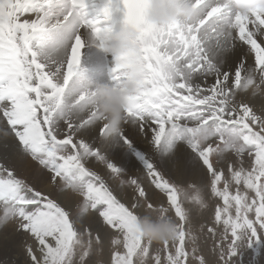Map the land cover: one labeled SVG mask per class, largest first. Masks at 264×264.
<instances>
[{
	"label": "snow or ice",
	"instance_id": "1",
	"mask_svg": "<svg viewBox=\"0 0 264 264\" xmlns=\"http://www.w3.org/2000/svg\"><path fill=\"white\" fill-rule=\"evenodd\" d=\"M150 3L0 0V264L264 261V13L189 0L190 19L152 24ZM121 28L142 72L114 128L81 57L110 53L118 85L132 53L104 37ZM141 206L174 212L175 237L143 239Z\"/></svg>",
	"mask_w": 264,
	"mask_h": 264
},
{
	"label": "clouds",
	"instance_id": "2",
	"mask_svg": "<svg viewBox=\"0 0 264 264\" xmlns=\"http://www.w3.org/2000/svg\"><path fill=\"white\" fill-rule=\"evenodd\" d=\"M233 6L241 14H249L250 9H258L264 13V0H231ZM195 15V9L189 0H151L147 6L146 17L152 24H167L178 19H190ZM135 33L130 28H121L119 31L104 37V45L113 55L122 52L132 53L130 63L125 69V78L118 85L107 83L97 85V102L106 117L107 123L118 128L124 119L125 109L129 98L135 95L139 86L142 68L136 56L137 46L134 43ZM138 234L145 240L161 243L171 240L177 232V223L170 215L147 213L139 216L135 221Z\"/></svg>",
	"mask_w": 264,
	"mask_h": 264
},
{
	"label": "bare ground",
	"instance_id": "3",
	"mask_svg": "<svg viewBox=\"0 0 264 264\" xmlns=\"http://www.w3.org/2000/svg\"><path fill=\"white\" fill-rule=\"evenodd\" d=\"M110 55V53L106 54L95 48H86L81 57V67L85 69V75L95 83H108V69L111 66L109 59ZM136 143L137 145L135 147L139 150L147 146L146 141L143 138L137 139ZM119 150L122 149L117 147V155H119ZM125 160L128 161L124 162L127 163L128 168L134 163V161L127 157Z\"/></svg>",
	"mask_w": 264,
	"mask_h": 264
},
{
	"label": "rangeland",
	"instance_id": "4",
	"mask_svg": "<svg viewBox=\"0 0 264 264\" xmlns=\"http://www.w3.org/2000/svg\"><path fill=\"white\" fill-rule=\"evenodd\" d=\"M121 149H122V150H119L118 153H119V155H120V154H123V153H126V155L124 156V160H125V158L127 157V158L131 159L132 161H134V163L131 165V167H129L130 169L135 170V171H134L133 173H131V174H134V175H139V174H141V173H140V170H139V167H140V161H139V160L136 158V156L133 154L132 150H126V149H123V148H121ZM135 150H136V151H143V150L147 151V146L144 147V148H141L140 150H139L137 147H135ZM124 162H128V161L125 160ZM126 164H127V163H126ZM138 173H139V174H138ZM150 199L152 200V203H153V204H156V205L164 204L165 206H167V205H166V199H165V197H164L162 194H157L156 196H150ZM136 211H137V214L140 215V216L145 215V214H147V213H150L149 210L146 209L144 206H141V207H140L139 209H137ZM138 211H139V212H138ZM168 215L172 216L175 220L177 219V218L175 217V215H174V212H172V211H170V212L168 213ZM208 243H209V245H210V244H211V241L209 240ZM156 247H159V245H158L157 243H153V248H156ZM248 255H249V254L246 252V253H245V264H246V261H247ZM109 256H110V254H107V253H106L105 259H108ZM12 259H14V260H17V259H18V260L20 261V264H24V262H23V257H17V256H15V255H13ZM261 264H264V261H262Z\"/></svg>",
	"mask_w": 264,
	"mask_h": 264
}]
</instances>
